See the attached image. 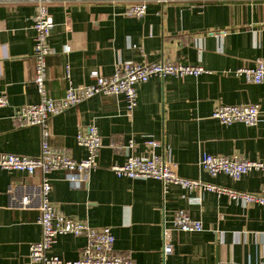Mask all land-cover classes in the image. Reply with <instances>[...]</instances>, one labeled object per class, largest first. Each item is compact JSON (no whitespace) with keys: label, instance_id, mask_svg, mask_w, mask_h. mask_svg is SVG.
Segmentation results:
<instances>
[{"label":"crops","instance_id":"crops-1","mask_svg":"<svg viewBox=\"0 0 264 264\" xmlns=\"http://www.w3.org/2000/svg\"><path fill=\"white\" fill-rule=\"evenodd\" d=\"M137 1L51 0L49 44L54 52L46 58L48 94L62 97L70 82L78 86L92 83L95 74L109 77L123 62L168 58L206 71L199 76H154L139 84L132 113L123 95H97L53 116L52 146L83 159L87 149L78 144L77 132L95 124L102 147L98 166L80 184H72L63 169L49 171L50 199L68 217L97 228L111 226L115 251L128 256L131 264H163L164 220L169 225L178 209L200 219L205 230H174L170 264H264L260 204L246 205L207 189L164 185L155 178L119 177L111 169L131 154H147L146 141L154 139L159 143L155 151L165 153L182 177L261 191L264 171L253 169L235 180L224 173L212 176L200 160L210 153L264 161V115L252 126L223 124L212 117L219 105L264 106V81L252 83L231 72L264 57V0H147L142 17L127 13ZM35 13L27 0H0V96L7 98L0 107V154L41 155V127L15 121L18 109L42 100L33 80ZM131 140L134 147L128 146ZM42 176L40 171L29 175L0 169V264H41L30 258L32 243L42 237L40 211L12 207L9 190L39 183ZM86 243L85 236L62 234L48 254L77 259Z\"/></svg>","mask_w":264,"mask_h":264},{"label":"built area","instance_id":"built-area-1","mask_svg":"<svg viewBox=\"0 0 264 264\" xmlns=\"http://www.w3.org/2000/svg\"><path fill=\"white\" fill-rule=\"evenodd\" d=\"M27 1L34 4L36 8L33 18V28L36 32L33 80L38 87L42 100L18 109L15 121L17 125H39L41 127L42 150L41 155L37 158L2 153L0 154V169L25 171L29 175H34L40 171L43 174L39 183H21L11 186L9 190V203L12 207L36 208L40 211L38 221L42 226V237L39 241L32 243L30 258L32 261L41 264H131L128 256L115 251V234L111 226L97 228L91 226L86 220L68 217L51 201L52 184L46 174L52 170L63 169L68 172V180L72 184H80L86 181L90 172L98 166L97 159L102 147L98 127L95 124L82 126L77 132V142L86 147L87 154L81 160L73 158L67 149L51 145V120L53 116L97 95H123L127 110L132 113L138 104L137 86L139 84L147 82L154 76H199L206 69L200 65L177 63L168 58L142 63L123 62L116 67L114 73L109 77L95 74L92 83L78 86L70 82L64 96H50L45 87V82L47 79L46 58L54 52L49 44V37L54 27L53 17L48 11V4L51 0ZM146 1L139 0L131 3L127 13L137 17L144 16L147 12ZM155 1L165 4L178 0ZM70 50L71 48L67 47L66 51ZM231 72L238 77H244L249 82L262 83L264 81V57L257 58L253 66L238 67ZM6 104L7 98L1 95L0 107ZM262 115H264V106L252 103L219 105L212 113V117L223 124L243 122L250 126L256 125ZM146 144L149 148L147 154H131L125 163L115 164L111 169L119 177L155 178L164 185L175 183L189 189H207L218 193H227L231 199L242 200L246 205L257 203L264 207V187L258 193H250L182 177L177 173L175 165L165 153L159 154L155 151L159 145L156 140L149 139ZM118 146V148H124L122 145ZM128 146L134 147V141L131 140ZM200 165L212 176L224 173L235 180H239L253 169L264 171V161L251 160L240 155L204 153ZM174 230L199 232L204 231L205 227L200 219L193 218L185 209H178L169 225L164 220L163 264H170L168 257L174 252L172 241ZM62 234L86 237L87 243L79 258L68 260L59 255L48 254L58 236Z\"/></svg>","mask_w":264,"mask_h":264}]
</instances>
